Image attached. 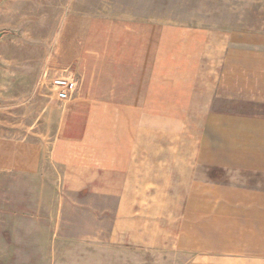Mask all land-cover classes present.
Segmentation results:
<instances>
[{"label": "crops", "instance_id": "0c3cea01", "mask_svg": "<svg viewBox=\"0 0 264 264\" xmlns=\"http://www.w3.org/2000/svg\"><path fill=\"white\" fill-rule=\"evenodd\" d=\"M108 1L0 0L1 96L34 111L24 129L0 109V177L49 170L61 192L90 196L60 205L90 227L81 241L174 264H264V188L202 172L264 167V115L242 109L264 105V52L232 29L165 22L141 4L115 14ZM21 37L35 53L27 80L7 56ZM67 70L77 90L58 100L48 83Z\"/></svg>", "mask_w": 264, "mask_h": 264}, {"label": "rangeland", "instance_id": "374dc122", "mask_svg": "<svg viewBox=\"0 0 264 264\" xmlns=\"http://www.w3.org/2000/svg\"><path fill=\"white\" fill-rule=\"evenodd\" d=\"M106 4L115 14L134 10L136 4H141V9L147 10L149 16L150 12L152 16L157 13L165 22L232 29L243 41L259 44L264 52V0H109ZM27 41L21 37L20 50L11 49L7 53L8 57L14 56L22 62L21 69L26 72L21 80L28 79V63L35 59ZM2 54L0 47V56ZM259 72L262 88V57ZM26 90L23 83L21 93L26 94ZM47 91L52 95L49 86ZM3 93L6 92L0 94V109L7 111L5 119L21 123L14 127L27 128L34 118L28 104L31 99L7 98L1 96ZM250 104H244L242 109L264 115V105ZM225 164L224 170L210 168L202 172L212 179L264 188V167L249 171L237 169L238 163ZM52 173L49 170L39 176L9 173L0 177V264H174L178 260L171 256L156 257L135 248L79 240L82 236L91 238L90 227L82 225V217L76 219V209H63L60 205L82 204L90 196L61 192L60 180L51 176ZM61 214H68L67 219L62 220Z\"/></svg>", "mask_w": 264, "mask_h": 264}, {"label": "built area", "instance_id": "2783aa9c", "mask_svg": "<svg viewBox=\"0 0 264 264\" xmlns=\"http://www.w3.org/2000/svg\"><path fill=\"white\" fill-rule=\"evenodd\" d=\"M48 86L56 99L69 100L75 95L78 86V79L75 74L67 70V73L50 79Z\"/></svg>", "mask_w": 264, "mask_h": 264}, {"label": "trees", "instance_id": "16d2710c", "mask_svg": "<svg viewBox=\"0 0 264 264\" xmlns=\"http://www.w3.org/2000/svg\"><path fill=\"white\" fill-rule=\"evenodd\" d=\"M6 33V31H0V34L2 35V34H5Z\"/></svg>", "mask_w": 264, "mask_h": 264}]
</instances>
